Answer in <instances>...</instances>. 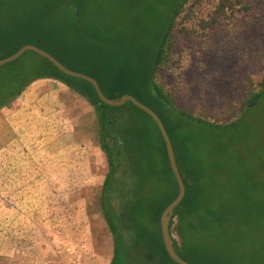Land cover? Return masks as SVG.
<instances>
[{"label": "trees", "instance_id": "obj_1", "mask_svg": "<svg viewBox=\"0 0 264 264\" xmlns=\"http://www.w3.org/2000/svg\"><path fill=\"white\" fill-rule=\"evenodd\" d=\"M106 1L0 0V59L31 44L94 78L109 99L128 94L153 110L170 138L185 186L170 221L171 228L175 220L179 238L173 242L176 253L189 264H264V167L233 158L230 148L221 146L264 94V79L230 123L179 110L155 77L171 63V31L190 0L172 2L165 26H140L137 33L88 23L94 9L105 12L107 5L105 13L110 12ZM227 1L220 7L231 8ZM43 79L65 85L94 109L108 167L99 210L112 240L109 264H176L164 249L159 217L178 187L154 121L129 102L104 105L89 83L62 74L32 52L0 67V110ZM150 216L153 234L143 224ZM246 246L250 253L241 252Z\"/></svg>", "mask_w": 264, "mask_h": 264}, {"label": "rangeland", "instance_id": "obj_2", "mask_svg": "<svg viewBox=\"0 0 264 264\" xmlns=\"http://www.w3.org/2000/svg\"><path fill=\"white\" fill-rule=\"evenodd\" d=\"M173 1L109 0L110 12L105 13L107 5L105 12L94 9L88 23L130 33L142 30L140 26L157 30L171 17ZM220 2L190 0L185 5L171 31V63L160 68L155 80L175 108L222 125L240 116L249 92L264 79V0H228L231 8H221ZM11 106L28 107L38 117L34 124L25 118L32 137L27 129V136L17 139L6 125L12 137L7 154L9 139L2 125L10 122ZM11 106L0 110V264H106L112 240L100 214L99 195L108 167L98 145L94 109L65 85L48 79L33 82ZM223 145L233 158L264 167V94L222 139ZM33 154L40 156L39 165L54 157L53 166L81 175L61 178L57 193L54 188L39 195L41 209L21 208L17 182L23 179L5 178L17 172L15 163L5 162L11 155ZM143 224L156 233L151 216ZM174 226L175 220L170 230L179 243ZM241 252L250 253L251 246Z\"/></svg>", "mask_w": 264, "mask_h": 264}, {"label": "crops", "instance_id": "obj_3", "mask_svg": "<svg viewBox=\"0 0 264 264\" xmlns=\"http://www.w3.org/2000/svg\"><path fill=\"white\" fill-rule=\"evenodd\" d=\"M9 114L11 117H9L10 122H4L2 126L4 129V137L5 139H9L7 141V144L4 148L5 152L9 154L8 150L9 149V143L10 139L12 138L10 134L7 133L8 129H6V125L10 126L11 131L16 132V135L18 136L17 139H21V136H27L23 131L30 129V125L28 122H25V118L29 119V121H32L33 124L35 123V120L38 117V112L31 111L28 109V107H21V106H14L10 107L9 109ZM16 120V121H15ZM37 121V120H36ZM29 127V128H28ZM0 131H1V125H0ZM19 134V135H18ZM21 134V136H20ZM32 137L35 135L33 131H30L29 133ZM15 138V137H14ZM13 138V139H14ZM19 142V141H18ZM55 147L57 145L53 144ZM10 150V149H9ZM14 155H11L9 161H5L6 163H15L14 165L17 168V172H14V175H12V171L5 176V178H19L23 179L19 182H17V185L20 186L21 190L18 192V194L21 197L20 201V206L21 208H29V209H41L43 208V198L42 196L45 193H53L54 188H56V193L59 192L57 189L59 188L60 185V179H67L68 177L71 176V174L75 176H81L80 173L78 172H72L67 169H59L58 167L60 166H53L54 162V157H49L45 158L42 162L44 164L39 165L40 159H38L40 156L38 155H32L30 156L31 158H24V157H18L17 155L15 156V159L13 158ZM9 157V156H8ZM13 181H11L9 184L13 186ZM6 184V183H5ZM16 184V183H15ZM14 185V186H17ZM6 186V185H5ZM50 190V192H49ZM55 192V191H54ZM50 193V194H51ZM73 200L71 198L69 201ZM103 220V219H102ZM105 223V221L103 220ZM106 226V224H105ZM107 227V226H106ZM112 257V247L111 250L109 249V257L108 261H106V264L110 263ZM106 260V259H105Z\"/></svg>", "mask_w": 264, "mask_h": 264}, {"label": "water", "instance_id": "obj_4", "mask_svg": "<svg viewBox=\"0 0 264 264\" xmlns=\"http://www.w3.org/2000/svg\"><path fill=\"white\" fill-rule=\"evenodd\" d=\"M26 52H32L45 60H47L50 64H52L59 72L62 74L72 77L75 79L82 80L84 82L89 83L97 98L100 100L101 103L104 105L110 106V107H121L125 105L126 103H131L133 106H135L137 109L141 110L142 112L146 113L155 123L161 138L164 142L165 150H166V155L169 163L170 170L173 174V177L176 181L177 187H178V194L175 197L174 200H172L167 207L162 211L160 217H159V229H160V235L162 238V243L164 246V249L166 253L168 254L169 258L175 262L176 264H189L187 261L183 260L175 251L174 249V239L172 234L170 233V221L173 216L175 208L181 203V201L184 198L185 195V186L183 183L182 176L180 175L176 160H175V155H174V149L171 144L170 138L165 130V127L160 120V118L157 116V114L151 110L149 107L146 105L142 104L139 102L137 99H135L133 96L124 94L120 96L118 99H109L106 97L101 89L99 88V85L97 81L80 72H76L73 70H70L66 68L63 64H61L56 58H54L52 55L47 53L46 51L31 45V44H26L22 46L18 51L13 53L12 55L5 57L3 59H0V67H3L7 64H10L16 60H18L22 55H24Z\"/></svg>", "mask_w": 264, "mask_h": 264}]
</instances>
